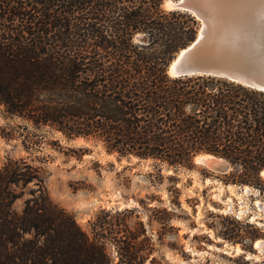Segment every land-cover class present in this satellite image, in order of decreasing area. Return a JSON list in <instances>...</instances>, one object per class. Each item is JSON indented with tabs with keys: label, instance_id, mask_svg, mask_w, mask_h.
<instances>
[{
	"label": "trees",
	"instance_id": "obj_1",
	"mask_svg": "<svg viewBox=\"0 0 264 264\" xmlns=\"http://www.w3.org/2000/svg\"><path fill=\"white\" fill-rule=\"evenodd\" d=\"M163 1L0 0V136L28 153L0 166V264H110L109 241L119 264H135L148 244L144 229L129 225V209L105 212L86 231L52 201L30 157L45 128L149 161L160 176L163 166L192 168L197 153L209 152L230 163L231 182L261 181L264 91L170 76L169 62L195 39L199 21ZM30 184L18 213L12 204ZM226 231L241 243L257 237Z\"/></svg>",
	"mask_w": 264,
	"mask_h": 264
},
{
	"label": "rangeland",
	"instance_id": "obj_2",
	"mask_svg": "<svg viewBox=\"0 0 264 264\" xmlns=\"http://www.w3.org/2000/svg\"><path fill=\"white\" fill-rule=\"evenodd\" d=\"M42 133L44 141L30 157L43 169L49 197L86 231L91 221L102 219L107 211L131 210L129 225L143 228L149 239L146 246L142 242L135 264H148L152 257L158 264H244L247 260L258 264L264 260V248L254 247L257 239L264 240L260 224L264 206H258L264 204L261 174L256 185L233 183L227 177L231 169L219 173L193 160L192 168L163 166L161 177L149 161L110 157L93 140L70 139L48 128ZM27 155L18 140L0 136V166L6 158ZM30 188L35 186L30 184L24 196L13 202L16 212L21 213ZM238 227L244 237H257L242 243L223 237L226 229L233 237ZM107 251L110 264H119L114 242L107 243Z\"/></svg>",
	"mask_w": 264,
	"mask_h": 264
},
{
	"label": "water",
	"instance_id": "obj_3",
	"mask_svg": "<svg viewBox=\"0 0 264 264\" xmlns=\"http://www.w3.org/2000/svg\"><path fill=\"white\" fill-rule=\"evenodd\" d=\"M161 7L186 11L199 21L195 39L169 62L170 76L210 75L264 91V0H164ZM199 155L213 171L231 169L220 155L200 152L193 160Z\"/></svg>",
	"mask_w": 264,
	"mask_h": 264
},
{
	"label": "bare ground",
	"instance_id": "obj_4",
	"mask_svg": "<svg viewBox=\"0 0 264 264\" xmlns=\"http://www.w3.org/2000/svg\"><path fill=\"white\" fill-rule=\"evenodd\" d=\"M78 141H83L82 139H77ZM110 157H114V156H111V155H109ZM202 156H197L196 158H195V162H197V163H200L199 162V159L201 158ZM262 176H264V170L262 171V174H261ZM231 186V185H230ZM246 189V188H245ZM259 203H261V202H259ZM258 206L259 207H263L264 206V204L262 203V204H258ZM263 222V221H262ZM260 224H263L264 225V222L263 223H261L260 222ZM254 247L255 248H264V240H256L255 242H254ZM240 251V249H237V252H239ZM252 255L251 254H248V258L249 257H251Z\"/></svg>",
	"mask_w": 264,
	"mask_h": 264
}]
</instances>
